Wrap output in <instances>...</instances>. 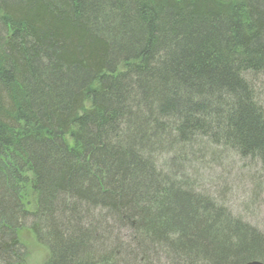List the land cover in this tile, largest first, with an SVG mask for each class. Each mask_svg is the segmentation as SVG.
Returning <instances> with one entry per match:
<instances>
[{
	"label": "trees",
	"instance_id": "1",
	"mask_svg": "<svg viewBox=\"0 0 264 264\" xmlns=\"http://www.w3.org/2000/svg\"><path fill=\"white\" fill-rule=\"evenodd\" d=\"M259 76L264 0H0V264L24 228L46 264L264 263V233L158 167L200 142L264 190Z\"/></svg>",
	"mask_w": 264,
	"mask_h": 264
},
{
	"label": "rangeland",
	"instance_id": "2",
	"mask_svg": "<svg viewBox=\"0 0 264 264\" xmlns=\"http://www.w3.org/2000/svg\"><path fill=\"white\" fill-rule=\"evenodd\" d=\"M254 85L259 102L264 106V77L259 76L258 83ZM154 134L155 131H152L150 137ZM188 149L186 146L166 147V152L158 160L159 169L169 176L180 173L182 176L177 181L188 185L189 191H197L208 197L216 206L225 207L235 219H240L264 233V190L260 187L262 171L259 163L242 162L230 150L200 142ZM27 193L28 198L23 205L28 211H33L35 200L30 190ZM163 198L162 195L158 196L159 200ZM99 234L103 235L102 231ZM18 244L21 247V262L18 264L48 262L49 249L37 241L30 229L24 228L18 232Z\"/></svg>",
	"mask_w": 264,
	"mask_h": 264
},
{
	"label": "water",
	"instance_id": "3",
	"mask_svg": "<svg viewBox=\"0 0 264 264\" xmlns=\"http://www.w3.org/2000/svg\"><path fill=\"white\" fill-rule=\"evenodd\" d=\"M245 264H264V263L261 261H250V262L245 263Z\"/></svg>",
	"mask_w": 264,
	"mask_h": 264
},
{
	"label": "bare ground",
	"instance_id": "4",
	"mask_svg": "<svg viewBox=\"0 0 264 264\" xmlns=\"http://www.w3.org/2000/svg\"><path fill=\"white\" fill-rule=\"evenodd\" d=\"M138 105V104H137ZM143 113V112H142ZM137 122V121H136ZM127 128V127H126ZM176 136V135H175ZM146 139V138H145ZM143 169V168H142Z\"/></svg>",
	"mask_w": 264,
	"mask_h": 264
}]
</instances>
